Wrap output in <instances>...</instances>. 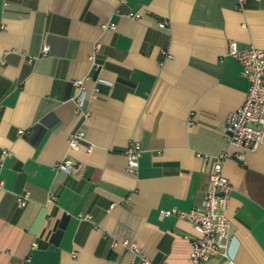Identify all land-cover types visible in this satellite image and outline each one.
I'll return each instance as SVG.
<instances>
[{
    "label": "crops",
    "instance_id": "0c3cea01",
    "mask_svg": "<svg viewBox=\"0 0 264 264\" xmlns=\"http://www.w3.org/2000/svg\"><path fill=\"white\" fill-rule=\"evenodd\" d=\"M231 41L264 49V0H0V264H188L200 234L160 212L201 208L220 154L229 254L264 264V139L242 152L225 136L249 88ZM81 78L87 117L73 101ZM79 129L86 141L69 152ZM131 141L143 148L136 173ZM64 158L79 170H57Z\"/></svg>",
    "mask_w": 264,
    "mask_h": 264
},
{
    "label": "built area",
    "instance_id": "2783aa9c",
    "mask_svg": "<svg viewBox=\"0 0 264 264\" xmlns=\"http://www.w3.org/2000/svg\"><path fill=\"white\" fill-rule=\"evenodd\" d=\"M246 0H238L239 9L243 8ZM119 4H124L126 0H118ZM129 17L139 19L141 14L129 13ZM167 22H161L160 27L164 28ZM115 23L105 24L102 29H116ZM96 50V48H95ZM227 54L235 59L241 66L242 75L248 80L249 88L245 102L239 108L231 112L225 121V136L229 146H235L242 152H255L264 139V49L257 48L252 45L239 46L237 42L231 41L228 45ZM49 52V46L44 45L42 54ZM163 55H166L163 52ZM92 66L95 70L99 68L96 63V55L90 56ZM85 78L73 80L75 95L73 101L75 103L76 113L84 117L88 113L84 111V103L86 102V90L84 86ZM99 89L95 87L92 98L98 96ZM19 134H23L19 130ZM86 141L85 132L81 129L71 133L68 137V151L78 150ZM92 151V146L87 147V152ZM143 152L141 144L137 141H131L125 150L127 159L126 171L136 173L139 167V159ZM9 152L3 150L2 156H7ZM199 157H207L198 155ZM227 154L211 158V170L209 172V188L205 194L203 205L201 208L189 211L172 208L162 210L161 218L175 216L192 224L200 237L192 243L191 252L189 254L188 264H207L214 256H222L226 264H235L234 259L229 254L231 235V223L226 216L229 207V200L233 191L231 182L223 174V163ZM239 160L243 159V153L238 154ZM2 162L0 160V167ZM57 170H65L67 172H77L78 166L70 159L64 158L57 166ZM4 188L3 180H0V193ZM18 206L24 208L29 202L28 194L16 196ZM88 217V216H86ZM123 244L136 254L139 250L133 242L125 241ZM141 264H151L147 259H143Z\"/></svg>",
    "mask_w": 264,
    "mask_h": 264
}]
</instances>
